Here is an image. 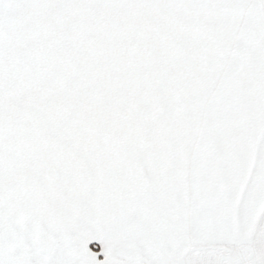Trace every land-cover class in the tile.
<instances>
[{
    "label": "snow or ice",
    "instance_id": "1",
    "mask_svg": "<svg viewBox=\"0 0 264 264\" xmlns=\"http://www.w3.org/2000/svg\"><path fill=\"white\" fill-rule=\"evenodd\" d=\"M0 264H264V0H0Z\"/></svg>",
    "mask_w": 264,
    "mask_h": 264
}]
</instances>
